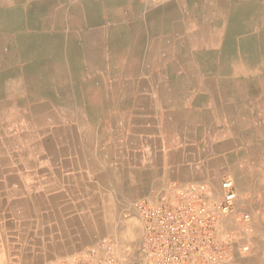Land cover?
Returning <instances> with one entry per match:
<instances>
[{"label": "crops", "instance_id": "1", "mask_svg": "<svg viewBox=\"0 0 264 264\" xmlns=\"http://www.w3.org/2000/svg\"><path fill=\"white\" fill-rule=\"evenodd\" d=\"M251 1L176 0L168 18L151 23L137 14L145 7L142 0H134L128 18L102 12V5L111 9L119 0H84L99 13L92 23L77 25V32L92 30L106 40L102 35L110 31L128 41L105 49L106 56L122 60L96 76L114 72L98 85L116 88L110 96L113 118L95 114L92 131L64 133L55 176L14 182L0 176V264H53L108 239L134 244L142 234L135 201L199 183L219 199L227 177L242 197L237 209L243 203L252 213L253 255L235 261L264 264V86L243 81L264 66L249 68L250 62L262 63L261 51L255 60L249 42H241L250 39L246 28L238 27L249 18L245 10L239 17L238 5ZM143 55L171 57L173 65L145 67ZM104 99L93 89L89 110H98ZM233 219H226L228 227H235Z\"/></svg>", "mask_w": 264, "mask_h": 264}, {"label": "bare ground", "instance_id": "2", "mask_svg": "<svg viewBox=\"0 0 264 264\" xmlns=\"http://www.w3.org/2000/svg\"><path fill=\"white\" fill-rule=\"evenodd\" d=\"M76 1L0 0V176H4L9 182L55 176V162L58 161L60 146L63 143L62 135L72 134L77 128L92 131L98 123L92 120L95 114L108 113L113 118L110 96H114L116 88L110 90L98 85L109 80L114 72H106L105 76L100 78L96 76L97 71L118 66L122 60L119 55L106 56L105 49L114 51L116 47H125L128 41L122 42L112 38L110 31L102 35L107 37L106 40L100 39V33L92 30L77 32V25L80 26L82 22L92 23L99 12L92 2ZM174 1L176 0H142L145 7L135 9L140 17L152 23L158 17L168 18L171 13L168 6ZM133 3L134 0H119L117 7L109 9L104 4L101 10L104 14L112 12V16L123 14L128 18L134 10ZM238 10L239 17L244 15H241L243 10L249 13L248 22L238 27L240 31L246 28V36L250 39L241 42H249L250 52L255 60L259 58L257 52L261 51L262 63L256 60L248 66L250 69L259 65L262 67L264 0L238 5ZM244 36L242 35V38ZM142 57L145 67L153 66L157 62L158 66L167 68L173 65L171 57ZM207 67L211 68L212 65L208 63ZM256 74L259 76L255 77ZM243 81L247 84H257L259 87L264 86V71L252 72ZM93 89L100 90L105 99L98 110L96 108L91 112L88 96ZM122 107L119 105L117 108ZM74 123L77 125L74 126ZM43 162L47 164V169L39 167ZM226 225L224 220V226ZM232 229L238 234L242 233L239 225Z\"/></svg>", "mask_w": 264, "mask_h": 264}, {"label": "built area", "instance_id": "3", "mask_svg": "<svg viewBox=\"0 0 264 264\" xmlns=\"http://www.w3.org/2000/svg\"><path fill=\"white\" fill-rule=\"evenodd\" d=\"M221 197L213 199L205 183L193 184L154 198L135 201L142 234L136 248L118 247L115 242L101 241L53 264H238L247 257L251 244L252 213L231 178L221 181ZM233 216L242 229L238 234L224 226Z\"/></svg>", "mask_w": 264, "mask_h": 264}, {"label": "rangeland", "instance_id": "4", "mask_svg": "<svg viewBox=\"0 0 264 264\" xmlns=\"http://www.w3.org/2000/svg\"><path fill=\"white\" fill-rule=\"evenodd\" d=\"M230 217V216H229ZM228 217V218H229ZM234 220V222H235V219H233ZM235 224V226L236 225H238V223L237 222H235L234 223ZM227 226V225H226ZM228 227V226H227ZM229 228H231V227H229ZM232 228H235V227H232ZM140 238H141V234L139 235V237H138V239L134 242V244H120V243H117V241H115V240H110V239H108V240H110V241H112V242H115L116 243V245L118 246V247H131L132 249L133 248H136V246L138 245V242L140 241ZM101 242V241H100ZM97 244V243H96ZM249 254H251V255H249ZM248 256L246 257V259L245 260H247V259H249L252 255H253V246L251 247V252H249L248 251V254H247Z\"/></svg>", "mask_w": 264, "mask_h": 264}]
</instances>
